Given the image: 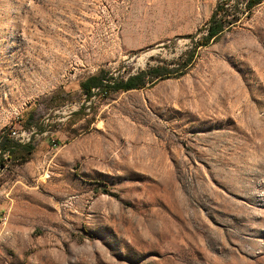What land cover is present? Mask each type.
I'll return each mask as SVG.
<instances>
[{
	"label": "rangeland",
	"instance_id": "374dc122",
	"mask_svg": "<svg viewBox=\"0 0 264 264\" xmlns=\"http://www.w3.org/2000/svg\"><path fill=\"white\" fill-rule=\"evenodd\" d=\"M221 2L239 19L198 46ZM243 11L0 0V134L33 146L0 153V264H264V1ZM157 61L152 85L81 91Z\"/></svg>",
	"mask_w": 264,
	"mask_h": 264
},
{
	"label": "trees",
	"instance_id": "16d2710c",
	"mask_svg": "<svg viewBox=\"0 0 264 264\" xmlns=\"http://www.w3.org/2000/svg\"><path fill=\"white\" fill-rule=\"evenodd\" d=\"M264 0H244L246 16H249L252 9ZM226 3H218L216 9L210 16L205 25V35L199 41L198 46H206L211 39L219 36V34L228 26L232 25L239 19L234 15L231 18L226 14ZM192 55H188L183 59L182 64L178 67H186L191 60ZM177 67V68H178ZM180 67V68H182ZM173 69H169L165 64L157 61L153 64L147 63L146 67L136 72L129 73L126 76L107 75L104 69H100L96 74L89 75L80 82V88L86 99L91 98L94 90L108 92H125L129 90L139 89L152 85L157 78L167 77ZM180 70V69H176ZM33 151L30 143H18L8 136L7 133L0 134V153H7L9 159L16 160V163H23L28 160L29 155Z\"/></svg>",
	"mask_w": 264,
	"mask_h": 264
},
{
	"label": "built area",
	"instance_id": "2783aa9c",
	"mask_svg": "<svg viewBox=\"0 0 264 264\" xmlns=\"http://www.w3.org/2000/svg\"><path fill=\"white\" fill-rule=\"evenodd\" d=\"M9 136H12L13 138H18L19 137V135L17 134V132L14 131V130H11V129H10V132H9ZM5 220H6V217L4 215H2L0 217V222L3 224Z\"/></svg>",
	"mask_w": 264,
	"mask_h": 264
}]
</instances>
